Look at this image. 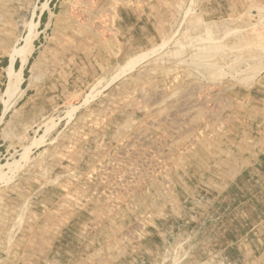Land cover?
Listing matches in <instances>:
<instances>
[{"label": "rangeland", "instance_id": "obj_1", "mask_svg": "<svg viewBox=\"0 0 264 264\" xmlns=\"http://www.w3.org/2000/svg\"><path fill=\"white\" fill-rule=\"evenodd\" d=\"M2 56L0 264H264V0H0Z\"/></svg>", "mask_w": 264, "mask_h": 264}, {"label": "crops", "instance_id": "obj_2", "mask_svg": "<svg viewBox=\"0 0 264 264\" xmlns=\"http://www.w3.org/2000/svg\"><path fill=\"white\" fill-rule=\"evenodd\" d=\"M48 16H50V11L45 10L43 13H39L38 15V19L37 20H32L33 21V25H34V37L32 40V44H31V51L30 53L27 55V57H31L34 54V61L36 62L35 64H37V62L40 63V67L41 68H45L46 70H48V66L49 65V61L52 57V52H47V50H39L40 46L42 45V43H40V41H44L46 38V35H48L49 31L51 33L53 26L55 25V20H44L45 18L48 19ZM18 61V69L20 68L21 65V60L20 58L17 59ZM28 61V59L26 60V62ZM10 62V58H3V56L0 59V90L2 89V79L4 77L3 74L6 75V71L5 68L7 70V66L9 65ZM16 63V61H15ZM26 64V63H25ZM13 69H14V64H13ZM17 69V70H18ZM22 76H23V69H22ZM24 78L22 77V81L23 82ZM37 88V86H36ZM22 91V89H21ZM1 94V93H0ZM5 100L2 99L0 97V117L2 116V114L5 111Z\"/></svg>", "mask_w": 264, "mask_h": 264}, {"label": "bare ground", "instance_id": "obj_3", "mask_svg": "<svg viewBox=\"0 0 264 264\" xmlns=\"http://www.w3.org/2000/svg\"><path fill=\"white\" fill-rule=\"evenodd\" d=\"M208 34V33H207ZM213 38V37H212ZM203 39V38H202ZM210 39V38H208ZM205 40V39H203ZM202 40V41H203ZM207 40V39H206ZM205 40V41H206ZM208 41V40H207ZM28 44V43H27ZM234 44V43H233ZM197 48V47H196ZM26 63V58L23 59L21 61V65L20 68L18 69L17 72L13 71V60H11L9 62V65L7 66V77H8V84H7V88L6 91L4 92L5 94L11 93L14 90H19V85L21 84L22 81V69H23V65Z\"/></svg>", "mask_w": 264, "mask_h": 264}, {"label": "trees", "instance_id": "obj_4", "mask_svg": "<svg viewBox=\"0 0 264 264\" xmlns=\"http://www.w3.org/2000/svg\"><path fill=\"white\" fill-rule=\"evenodd\" d=\"M25 75H26V72H25Z\"/></svg>", "mask_w": 264, "mask_h": 264}]
</instances>
